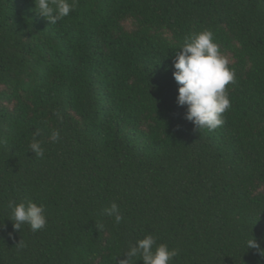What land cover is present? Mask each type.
Returning <instances> with one entry per match:
<instances>
[{
  "label": "trees",
  "instance_id": "16d2710c",
  "mask_svg": "<svg viewBox=\"0 0 264 264\" xmlns=\"http://www.w3.org/2000/svg\"><path fill=\"white\" fill-rule=\"evenodd\" d=\"M35 7L0 0V264H120L149 234L171 264H264V0H76L52 25ZM204 30L235 72L211 131L173 78ZM29 201L47 226L17 231L9 202Z\"/></svg>",
  "mask_w": 264,
  "mask_h": 264
},
{
  "label": "clouds",
  "instance_id": "9594fccd",
  "mask_svg": "<svg viewBox=\"0 0 264 264\" xmlns=\"http://www.w3.org/2000/svg\"><path fill=\"white\" fill-rule=\"evenodd\" d=\"M35 9L41 17L52 24L75 11L76 0H34ZM176 55L173 67V78L179 85L177 105L187 107L185 119L193 123L198 129L207 128L215 130L225 123L223 114L231 108L228 97L227 86L235 82V72L228 67L229 60L221 53L220 47L214 42V34L210 30H204L189 37L181 46ZM61 119L59 113H54ZM39 130L33 133V140L29 145L31 152L37 157L44 156V148L36 139ZM61 134L59 130H53L50 139L59 141ZM11 209V221L17 231H21L22 225H28L32 232L42 230L47 226L45 207L32 201L9 202ZM103 214L114 217L115 223L119 224L124 219L120 207L115 202L110 207L103 209ZM102 229L103 224L98 226ZM20 247L24 245L18 244ZM247 249L258 250L264 256V249L252 236L246 242ZM127 258L120 264H133L134 258L143 264H171L173 258L179 255V249H169L166 244L157 245L156 239L146 235L143 239L136 241L129 250L124 253Z\"/></svg>",
  "mask_w": 264,
  "mask_h": 264
}]
</instances>
